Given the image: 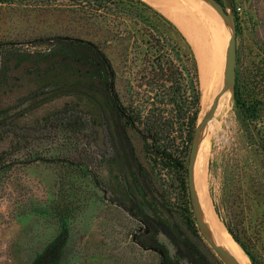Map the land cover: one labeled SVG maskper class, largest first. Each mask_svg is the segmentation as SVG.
I'll list each match as a JSON object with an SVG mask.
<instances>
[{"label": "rangeland", "instance_id": "374dc122", "mask_svg": "<svg viewBox=\"0 0 264 264\" xmlns=\"http://www.w3.org/2000/svg\"><path fill=\"white\" fill-rule=\"evenodd\" d=\"M143 1L186 36L200 79L191 38L163 8L179 0ZM208 3L227 28L225 62L231 30ZM233 5L240 89L245 101L258 103L260 115L252 139L233 98L229 108L227 101L216 110L204 133L206 189L233 241L241 247L225 222L264 264V154L253 151L257 130L264 136V0ZM93 8L87 0H0V264H32L59 234L64 214L68 232L59 264H195L186 245L206 264H224L197 228L187 169L150 152L112 111L105 86L84 78L75 53L62 52V38L98 43L119 69L122 101L143 103L149 89L139 75L145 50L131 52L126 62L122 46L107 32L110 16ZM203 108L201 97L198 122L209 110ZM175 129L166 143L188 168V128L183 122ZM137 242L162 249L164 259Z\"/></svg>", "mask_w": 264, "mask_h": 264}, {"label": "trees", "instance_id": "16d2710c", "mask_svg": "<svg viewBox=\"0 0 264 264\" xmlns=\"http://www.w3.org/2000/svg\"><path fill=\"white\" fill-rule=\"evenodd\" d=\"M87 1L89 4L93 2V9L101 10L105 18L110 16L107 32L111 41L119 42L122 46L126 62L131 58L129 55L131 52L145 50L144 67L139 75L145 80L149 89H145L141 97L143 103L139 106L133 103L126 105L122 101L120 92L116 88L119 69L98 43L83 38H62L59 45L62 52L75 53L84 78L87 76L92 80L98 79L105 86L112 111L140 134L150 152L154 149L152 152L163 161L186 170L187 168L182 166L180 161L174 159L166 141L176 130L175 125L179 123L181 126L184 122L188 128V142L191 143L198 123L202 92L198 63L191 44L170 19L146 1ZM219 1L223 2V0ZM131 65L132 63L127 67L130 68ZM133 92L140 95L138 90ZM151 92H154L153 96L150 95ZM234 103L248 123L249 136L255 138L254 133L257 129L255 120L260 115L258 103L244 100L238 70ZM147 106H150L149 110L145 111ZM257 133L261 136L258 146L253 151L260 150L264 154V136L260 129ZM67 217L68 214H64L59 234L32 264L60 263L61 253L67 240ZM192 222L195 223L194 220ZM225 225L249 256L251 264H262L231 225L227 222ZM186 249L195 264H206L193 246L186 245Z\"/></svg>", "mask_w": 264, "mask_h": 264}, {"label": "bare ground", "instance_id": "6f19581e", "mask_svg": "<svg viewBox=\"0 0 264 264\" xmlns=\"http://www.w3.org/2000/svg\"><path fill=\"white\" fill-rule=\"evenodd\" d=\"M147 1L156 5H159L160 3V0ZM163 8L178 22L186 34H188L197 50L200 66L202 104L204 107L203 112H206L212 105V102L217 99L221 83L223 82L225 71V33L227 28H225L224 24H221L222 21L217 17L213 8L206 0H179L176 4H166ZM227 25L232 31L231 25ZM228 99H232V96L230 98V93L223 97L216 110L220 109V105L227 101L226 107L229 108L231 106V101ZM216 110L215 112H217ZM214 120V118H211L208 126L201 132L197 142L195 191L199 199L200 207L203 211L204 219L212 236L237 262L240 264H249V261H247L249 260L246 256L247 254H245L241 247L233 241L224 225L213 213L211 209L212 205L210 206L209 198L207 196L206 169L209 157V141L204 133L209 126L213 125Z\"/></svg>", "mask_w": 264, "mask_h": 264}, {"label": "water", "instance_id": "95a60500", "mask_svg": "<svg viewBox=\"0 0 264 264\" xmlns=\"http://www.w3.org/2000/svg\"><path fill=\"white\" fill-rule=\"evenodd\" d=\"M210 2L215 9L223 16L226 23L231 25V36L229 39L226 59H225V71L223 76V82L221 83L219 95L217 99L213 102L209 110L204 114V116L199 120L192 139L190 154H189V163L187 168L188 174V188L189 195L192 204V211L195 217L197 228L207 242V244L212 248V250L216 253V255L223 261L224 264H240L237 262L230 253L212 236L209 227L204 219L202 208L200 207L199 199L197 193L195 191V163L197 157V142L201 132L208 126L209 121L214 115V112L219 104V102L223 99V97L227 96L231 93L232 98L234 99L235 91H236V78H237V22L235 16V10L233 5V0H224L225 4H223L219 0H207ZM125 186L128 189V185L124 180ZM142 231V228L139 229ZM146 233L148 229L145 230ZM138 233H135L133 239L136 241ZM138 243V242H137ZM139 244V243H138ZM141 245V244H139ZM145 250H154L157 251L161 257L165 256V252L162 249L155 248L153 246H143ZM165 264V263H163Z\"/></svg>", "mask_w": 264, "mask_h": 264}]
</instances>
